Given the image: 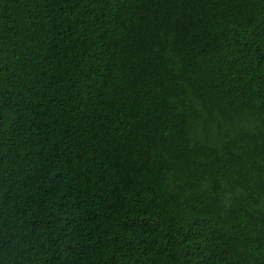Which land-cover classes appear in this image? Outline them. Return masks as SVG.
I'll return each mask as SVG.
<instances>
[{
  "label": "trees",
  "instance_id": "obj_1",
  "mask_svg": "<svg viewBox=\"0 0 264 264\" xmlns=\"http://www.w3.org/2000/svg\"><path fill=\"white\" fill-rule=\"evenodd\" d=\"M0 264H264V0H0Z\"/></svg>",
  "mask_w": 264,
  "mask_h": 264
}]
</instances>
